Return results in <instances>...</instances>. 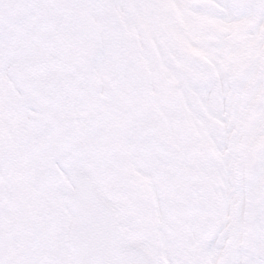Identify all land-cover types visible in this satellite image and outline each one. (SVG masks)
<instances>
[{
  "label": "snow or ice",
  "instance_id": "6c2138e0",
  "mask_svg": "<svg viewBox=\"0 0 264 264\" xmlns=\"http://www.w3.org/2000/svg\"><path fill=\"white\" fill-rule=\"evenodd\" d=\"M0 264H264V0H0Z\"/></svg>",
  "mask_w": 264,
  "mask_h": 264
}]
</instances>
